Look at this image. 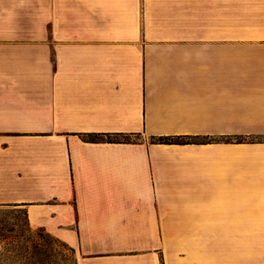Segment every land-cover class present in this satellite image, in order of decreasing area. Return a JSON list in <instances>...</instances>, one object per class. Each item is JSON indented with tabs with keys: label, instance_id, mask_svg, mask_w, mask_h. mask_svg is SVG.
Here are the masks:
<instances>
[{
	"label": "crops",
	"instance_id": "crops-1",
	"mask_svg": "<svg viewBox=\"0 0 264 264\" xmlns=\"http://www.w3.org/2000/svg\"><path fill=\"white\" fill-rule=\"evenodd\" d=\"M258 127L264 0H0V207L76 264H195L192 225L264 257V137L206 139Z\"/></svg>",
	"mask_w": 264,
	"mask_h": 264
},
{
	"label": "rangeland",
	"instance_id": "rangeland-1",
	"mask_svg": "<svg viewBox=\"0 0 264 264\" xmlns=\"http://www.w3.org/2000/svg\"><path fill=\"white\" fill-rule=\"evenodd\" d=\"M237 134L246 136L245 141L257 140L264 137V127L233 134H209L207 138L225 141L228 137L224 136H230V141H236ZM216 226H190L187 231L191 239L176 242L177 254L195 264H248V251L252 244V248L255 245L256 256L251 264H264L263 242L257 239L250 244L247 225ZM0 234L11 237L9 248L14 250L15 258H10V264H76L73 248L44 228L31 227L23 209L0 207Z\"/></svg>",
	"mask_w": 264,
	"mask_h": 264
},
{
	"label": "trees",
	"instance_id": "trees-1",
	"mask_svg": "<svg viewBox=\"0 0 264 264\" xmlns=\"http://www.w3.org/2000/svg\"><path fill=\"white\" fill-rule=\"evenodd\" d=\"M224 137H228L227 139H225V141H230L229 137L230 136H224ZM235 140L237 142H242L245 141L246 136H244L243 134H237L235 136ZM90 139H96L97 136L95 134H90L89 136ZM193 138H195L194 135H160V136H155L154 139L157 142H187V141H191ZM207 141H212L213 139H209L206 138Z\"/></svg>",
	"mask_w": 264,
	"mask_h": 264
}]
</instances>
